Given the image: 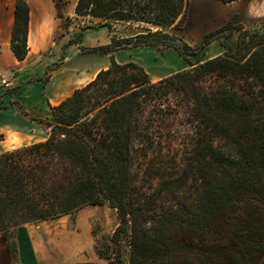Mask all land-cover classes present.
I'll use <instances>...</instances> for the list:
<instances>
[{
  "label": "trees",
  "instance_id": "1",
  "mask_svg": "<svg viewBox=\"0 0 264 264\" xmlns=\"http://www.w3.org/2000/svg\"><path fill=\"white\" fill-rule=\"evenodd\" d=\"M189 12V0H79L78 15L156 28L96 52L172 47L190 68L153 83L113 58L52 108L45 142L0 154V236L11 244L23 225L108 205L120 222L100 250L107 264H264V31H241L232 48V20L204 41L226 32V52L194 60L204 46L173 33ZM15 13L12 50L24 60L28 3ZM232 219L235 237L219 239Z\"/></svg>",
  "mask_w": 264,
  "mask_h": 264
},
{
  "label": "crops",
  "instance_id": "2",
  "mask_svg": "<svg viewBox=\"0 0 264 264\" xmlns=\"http://www.w3.org/2000/svg\"><path fill=\"white\" fill-rule=\"evenodd\" d=\"M30 8L28 53L19 60L12 50L16 0H0V75L9 78L10 90L0 87V154L35 143L45 142L53 124L52 108L60 105L77 90L94 81L97 75L110 67L112 59L119 64L136 63L142 66L151 80L161 81L190 65L174 48L161 50L141 46L102 54L96 51H62V40L69 19L76 16L79 0H24ZM190 17L203 8L212 11L211 30L234 20L240 30L227 38L236 48L239 34L264 21V0H240L223 3L219 0H189ZM200 22V21H199ZM175 31V30H174ZM111 36L104 44H110ZM97 43L101 45L99 39ZM212 42L208 59L221 56L225 48ZM47 221L26 224L16 230L13 243L0 236V264H69L62 254L59 241L50 245ZM81 257L79 264H91ZM75 264V263H74ZM77 264V263H76Z\"/></svg>",
  "mask_w": 264,
  "mask_h": 264
},
{
  "label": "rangeland",
  "instance_id": "3",
  "mask_svg": "<svg viewBox=\"0 0 264 264\" xmlns=\"http://www.w3.org/2000/svg\"><path fill=\"white\" fill-rule=\"evenodd\" d=\"M201 9L203 8L193 11V19H191L189 24L186 22L182 30L173 31V33L182 39V41L195 48L204 46L206 37L214 31L211 30L214 23L210 21L212 11L205 14ZM260 24L248 28L247 30L263 32L264 30L262 28L258 29ZM147 27L156 29L155 27L143 23L127 22L113 18H93L91 16L78 15L76 13L74 18L69 19L68 29L64 33L65 37L62 40V51L64 54L66 48L69 49V53L73 51L85 52L99 50L106 46L104 43L108 41L110 36L122 37L134 35L145 31ZM234 27L237 26L233 23L232 28ZM225 35L226 32H222L219 34V39H216L218 43L217 45L222 48H225L222 44V41L225 40ZM220 37H222L223 40L220 39ZM97 39H99L101 45L97 43ZM212 42L205 45L200 51V54L195 55L193 59H201L202 61L209 60L208 55L211 54L213 48ZM152 82L157 83L159 81L152 80ZM179 104L182 105V102L179 101ZM54 123L55 121L53 124ZM119 222L117 211L110 206L87 205L70 215L47 220L51 233L50 245H54V243L60 241L63 257L66 258V261H68L69 264H79L83 255H85V261L87 258L92 259V254L95 255V261L89 263L107 264V261L101 258L100 250L103 245L111 239ZM227 222V224L221 225L219 228V239L223 238L226 240L235 237L234 233L237 230V221L232 219ZM15 234L16 229L8 232V236H10L9 239L12 243Z\"/></svg>",
  "mask_w": 264,
  "mask_h": 264
},
{
  "label": "built area",
  "instance_id": "4",
  "mask_svg": "<svg viewBox=\"0 0 264 264\" xmlns=\"http://www.w3.org/2000/svg\"><path fill=\"white\" fill-rule=\"evenodd\" d=\"M0 87L4 90H10L12 88L10 79L0 75Z\"/></svg>",
  "mask_w": 264,
  "mask_h": 264
}]
</instances>
